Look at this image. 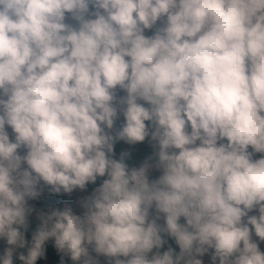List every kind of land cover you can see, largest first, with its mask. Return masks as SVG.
Returning a JSON list of instances; mask_svg holds the SVG:
<instances>
[{
	"label": "clouds",
	"instance_id": "obj_1",
	"mask_svg": "<svg viewBox=\"0 0 264 264\" xmlns=\"http://www.w3.org/2000/svg\"><path fill=\"white\" fill-rule=\"evenodd\" d=\"M146 138L154 162L112 158ZM105 176L83 215L38 214L24 264L49 238L82 264H98L89 246L109 264H203L210 249L212 264H264V0H0V238L25 246L44 187ZM162 234L179 254L159 252Z\"/></svg>",
	"mask_w": 264,
	"mask_h": 264
},
{
	"label": "trees",
	"instance_id": "obj_2",
	"mask_svg": "<svg viewBox=\"0 0 264 264\" xmlns=\"http://www.w3.org/2000/svg\"><path fill=\"white\" fill-rule=\"evenodd\" d=\"M71 22V21H70ZM74 23V22H71ZM146 35H152V30H149L148 33ZM125 93H123L122 91L118 93V95H124ZM124 122V117L119 115V118L116 120L114 127L115 128H119L122 123ZM146 125L149 124V122H145ZM158 149L153 147V143L150 142V138H146L144 142H139L136 144H127L124 141H117L114 144V155H113V159H120V155L122 152H128L129 156L125 159V163L128 164V166L130 168L132 167H136L139 168L140 164H141V159L146 160L148 157L152 156L153 157V161L150 162H154L155 160V156H154V152L157 151ZM251 150V149H249ZM20 151V153H23L25 150H18ZM257 155H261V154H257ZM255 159V156H254ZM158 178L156 176V174L151 173L149 174V179H156ZM104 179H107V176L105 177H98L95 183H89L86 185V188L83 190V194H81V201L88 198L89 196L92 195V193L94 192V190L96 188H98ZM41 184H43V182H41ZM44 189H48L47 187H44ZM66 193L61 192L60 194H52L49 192L48 190V195L46 197H44L43 195H40L38 198L36 199H31V201L43 208L46 211V214L49 213L51 210L53 209H63V207L65 205H70L72 206V203L70 201H63V197ZM150 212L152 213V215H155L154 209L150 210ZM74 214L76 215H83V212L81 211H77ZM28 227L27 230H24L23 228H21L20 230L23 232L24 234V239L26 241L25 246L23 248L18 247V246H14L13 248V255H12V261L13 264H24V261L20 260V255L23 254L24 256L28 255L29 249L32 246V237L34 235V233L36 232L37 228L39 227L40 224V220L39 218L36 219L35 221H31L28 219ZM184 219L181 218L180 223H184ZM158 224L160 225H164L165 221L163 216H161V219L157 221ZM249 227L251 228V225H249ZM254 230L252 232V235H254ZM162 238L166 241V243L159 249V252L161 254H163V252L167 251L169 247H171L174 250L175 254H179L180 249L179 246L176 244L175 239L168 236L167 234H162ZM7 240L5 238H0V258H2L5 255V249L3 247V244L6 242ZM90 247V246H89ZM44 248V255L39 257L35 264H41L45 261H49L50 264H69V259H70V255L60 252L56 247H55V239L54 238H49V240H47L43 246ZM157 251V249H153L152 251V255ZM214 252L213 249H210L208 253L204 254V257H207L208 259L211 260V256L212 253ZM261 252H264V249L261 250ZM89 254L94 258L95 254L93 252H91L89 250ZM120 259H127L125 257H119ZM151 258V256L149 257V259ZM113 260L115 258H108L105 257L100 264H109V260ZM212 261V260H211ZM216 263L219 264V260L217 259Z\"/></svg>",
	"mask_w": 264,
	"mask_h": 264
},
{
	"label": "rangeland",
	"instance_id": "obj_3",
	"mask_svg": "<svg viewBox=\"0 0 264 264\" xmlns=\"http://www.w3.org/2000/svg\"><path fill=\"white\" fill-rule=\"evenodd\" d=\"M69 22H70V21H69ZM148 31H149V30H146L145 34H147ZM120 116H122V115H120ZM123 123H124V122H123ZM123 123H122V124H123ZM5 127H6V131L9 133L10 140H13V139H14V133L12 132L11 127L8 126V125H6ZM21 154H24V152L21 153ZM259 157H260V155H257V154L255 155V159H258ZM144 161H145L144 159H141V164H140V166L144 163ZM25 166H26V165H25ZM151 173L156 174L157 177L161 174L159 171L154 170V169H153V170H150V173H149V174H151ZM81 194H83V190H80L79 188H77V189H75L71 194L66 193V194L64 195V197H63V201H64V202H66V201H70V202L72 203V206H71V207H72V209H73V213H75V212H77V211L84 212V209L81 207V204H80V201H81ZM41 195H43L44 197H46V196L48 195V189H44ZM28 204H29V206L32 207L33 210H34L31 214L28 215V219H29V220H31V221H35L36 219H38V214H39V213H44V214H46V211H45L43 208H41V207L35 205L31 200L28 201ZM160 215L163 216V214H160ZM249 215H257V216H258V215H259L258 210H253L252 212L249 213ZM252 236H253V240H254V241L259 242V238L256 237L255 234L252 235ZM241 246H242V245H241ZM3 247H4L5 250L8 249V248H14L13 245H8L7 241L3 244ZM259 248H260V250H263V249H264V242H259ZM89 250L95 254L94 259L98 260V264H100V262L105 258V256H103V255H98V254H96V253L92 250V246L89 247ZM148 256H149V257H150V256L152 257V254L149 253ZM196 258H197V259H201V260L203 261V264H212V261H211L210 259H208L207 257H204V256H202V257H201V256H197ZM82 260H83V258L81 259V261H73V260L70 258V259H69V264H82ZM41 264H50V262H49V261H45V262H43V263H41ZM216 264H218V263H216Z\"/></svg>",
	"mask_w": 264,
	"mask_h": 264
}]
</instances>
